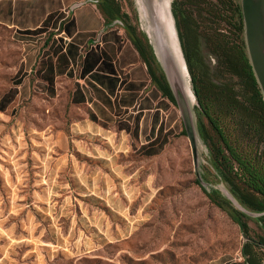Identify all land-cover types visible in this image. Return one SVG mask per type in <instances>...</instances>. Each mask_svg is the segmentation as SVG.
<instances>
[{
	"label": "rangeland",
	"instance_id": "374dc122",
	"mask_svg": "<svg viewBox=\"0 0 264 264\" xmlns=\"http://www.w3.org/2000/svg\"><path fill=\"white\" fill-rule=\"evenodd\" d=\"M109 2L122 23H109L103 0H0L2 264H204L242 257L239 226L204 191L227 187L215 177L200 133L205 184L198 182L178 106L154 88L141 102L152 99L159 110L110 113L88 85L86 59L95 65L128 58L136 50L132 36L148 42L137 2ZM206 2L192 14L199 30L219 25L228 32L227 21L213 18ZM199 44L209 77L223 78L243 99L241 78L218 68ZM186 66L196 131L201 124L213 135ZM236 117L228 113L222 122L244 142ZM251 139L264 150L255 132ZM249 217L251 232H261Z\"/></svg>",
	"mask_w": 264,
	"mask_h": 264
},
{
	"label": "trees",
	"instance_id": "16d2710c",
	"mask_svg": "<svg viewBox=\"0 0 264 264\" xmlns=\"http://www.w3.org/2000/svg\"><path fill=\"white\" fill-rule=\"evenodd\" d=\"M206 1L210 5L209 12L213 18L220 17L227 21L230 27L228 32L219 25H215L211 31L199 30L200 24L193 19L196 12L194 8L202 7L207 4ZM212 1L173 0V12L193 91L199 102L200 113L207 119L213 135L201 124L198 125V130L207 146L208 161L215 177L226 185L242 206L251 211L264 212V150H258V145L251 139L255 132L260 141H264V100L246 53L240 3L236 0ZM103 4L102 12L108 17L107 20L110 18L112 21L118 14L117 8L110 6L109 0H104ZM220 11L222 13L219 14ZM213 21L212 19L209 23ZM131 41L147 67L152 84L163 97L175 105L165 76L157 68L145 37L143 40L141 37L132 36ZM199 41L216 57L218 68H224L241 78L245 95H242L243 99L238 98L230 87L221 83L223 78L215 82L209 77L208 68L201 59ZM95 79L101 84L105 83L103 76H97ZM107 86L111 88L109 93L112 94L115 83L109 80ZM92 90L96 96L95 89ZM99 99L104 102L102 96H99ZM108 103L111 104L109 98ZM231 112L237 116L235 123L241 124L243 128L241 132L245 138L244 142L232 137L222 122V118ZM242 114L248 115V120H244ZM204 191L213 203L230 215L241 233L247 237L241 246L244 262L264 264V213L254 218L261 230L254 234L247 222L250 217L237 209L221 191L216 188Z\"/></svg>",
	"mask_w": 264,
	"mask_h": 264
},
{
	"label": "water",
	"instance_id": "95a60500",
	"mask_svg": "<svg viewBox=\"0 0 264 264\" xmlns=\"http://www.w3.org/2000/svg\"><path fill=\"white\" fill-rule=\"evenodd\" d=\"M77 5V4H76ZM170 8V2H169ZM240 8L242 14L243 23V36L246 47V53L248 60L253 71L254 77L258 83L262 97L264 100V0H240ZM138 20L144 22V27L142 23L140 24L141 30L144 29L146 38L151 45L154 55L159 61L163 74L168 83L170 91L174 97L175 104L178 106L181 117L183 119L184 128L189 139L192 161L194 165L195 174L197 180L201 185L205 182L201 179V174L199 172V158H198V146H197V133L199 134L198 127L196 131L195 123L193 120V115L190 107V101L194 98L193 93H189L187 89L189 85L187 84L185 75L187 73L186 61L184 58V53L181 44H179L182 60L185 65V73L175 64L173 59H168L164 54L163 50L159 49L156 38H153L152 34L147 29L149 22L147 18L141 16L140 9L138 7ZM171 15L172 11L170 9ZM173 17V16H172ZM174 27L175 21L173 18ZM176 31V27H175ZM177 35V32H176ZM180 39V38H179ZM178 40V38H177ZM191 79V78H190ZM200 136V134H199ZM201 137V136H200ZM227 199L240 211L248 216L257 217L262 215L264 212L251 211L244 206H242L235 197L226 188L222 192ZM243 235V234H242ZM246 239L247 237L243 235Z\"/></svg>",
	"mask_w": 264,
	"mask_h": 264
},
{
	"label": "crops",
	"instance_id": "0c3cea01",
	"mask_svg": "<svg viewBox=\"0 0 264 264\" xmlns=\"http://www.w3.org/2000/svg\"><path fill=\"white\" fill-rule=\"evenodd\" d=\"M124 51H120L123 53ZM128 58H124V54L119 60L117 59H102L100 63L95 65H89L88 59L84 64L86 70L91 74V78L88 80V85L95 89L96 98L99 96L104 98L103 104L108 107L107 111L113 113L114 111L122 109H131L136 106L140 108V111H152L159 110V107H154L150 99V103H142L141 100L147 96V91L154 89L155 86L151 85L149 75L147 72V67L139 57L138 52L135 50L127 52ZM90 59V58H89ZM104 60V61H103ZM121 61V64L119 63ZM102 62V63H101ZM96 67L95 69H93ZM100 78L103 76L105 83H99L95 77ZM109 80L115 83L113 88V93L110 94V87L107 86ZM156 89V88H155ZM158 91V90H157ZM145 93V96H142ZM108 98L111 104L108 103ZM149 99V98H148ZM2 257L0 256V264H2ZM204 264H246L243 257H234L226 259H212Z\"/></svg>",
	"mask_w": 264,
	"mask_h": 264
},
{
	"label": "bare ground",
	"instance_id": "6f19581e",
	"mask_svg": "<svg viewBox=\"0 0 264 264\" xmlns=\"http://www.w3.org/2000/svg\"><path fill=\"white\" fill-rule=\"evenodd\" d=\"M141 16L147 18V29L156 38L160 50H163L168 59H173L175 64L185 73L173 17L169 8V0H135ZM191 93L190 88L187 89ZM192 94V93H191Z\"/></svg>",
	"mask_w": 264,
	"mask_h": 264
},
{
	"label": "flooded vegetation",
	"instance_id": "af4514ba",
	"mask_svg": "<svg viewBox=\"0 0 264 264\" xmlns=\"http://www.w3.org/2000/svg\"><path fill=\"white\" fill-rule=\"evenodd\" d=\"M104 1V0H103ZM119 13L116 15V17L114 19H112V21H110L109 23H112V22H115V21H118L119 23H122V20L119 19Z\"/></svg>",
	"mask_w": 264,
	"mask_h": 264
}]
</instances>
